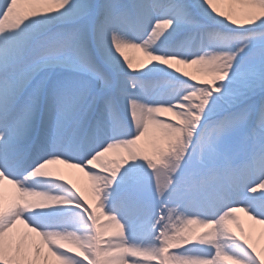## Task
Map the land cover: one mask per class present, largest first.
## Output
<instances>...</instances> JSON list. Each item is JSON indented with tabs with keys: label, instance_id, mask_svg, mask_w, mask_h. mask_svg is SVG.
I'll use <instances>...</instances> for the list:
<instances>
[{
	"label": "snow or ice",
	"instance_id": "snow-or-ice-1",
	"mask_svg": "<svg viewBox=\"0 0 264 264\" xmlns=\"http://www.w3.org/2000/svg\"><path fill=\"white\" fill-rule=\"evenodd\" d=\"M0 264H264V0H0Z\"/></svg>",
	"mask_w": 264,
	"mask_h": 264
},
{
	"label": "bare ground",
	"instance_id": "bare-ground-1",
	"mask_svg": "<svg viewBox=\"0 0 264 264\" xmlns=\"http://www.w3.org/2000/svg\"><path fill=\"white\" fill-rule=\"evenodd\" d=\"M129 55H139V53H135V52H130ZM71 171V176L70 179L74 182V179L76 180V183L80 189L85 193L86 196H88L89 199H93L92 193H91V185L90 182L87 181V178L83 176V174L75 172V171ZM241 216L242 221L245 223V226L247 227V225L250 223L249 221H247V219L245 217H243V214H238ZM261 235V229L260 226L257 225L256 226V232L254 233V239L259 240Z\"/></svg>",
	"mask_w": 264,
	"mask_h": 264
},
{
	"label": "rangeland",
	"instance_id": "rangeland-1",
	"mask_svg": "<svg viewBox=\"0 0 264 264\" xmlns=\"http://www.w3.org/2000/svg\"><path fill=\"white\" fill-rule=\"evenodd\" d=\"M74 182H76V180L74 179Z\"/></svg>",
	"mask_w": 264,
	"mask_h": 264
}]
</instances>
